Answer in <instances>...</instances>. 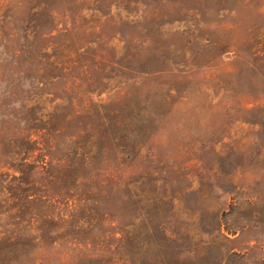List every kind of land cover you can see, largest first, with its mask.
I'll return each instance as SVG.
<instances>
[{
  "label": "rangeland",
  "instance_id": "rangeland-1",
  "mask_svg": "<svg viewBox=\"0 0 264 264\" xmlns=\"http://www.w3.org/2000/svg\"><path fill=\"white\" fill-rule=\"evenodd\" d=\"M0 264H264V0H0Z\"/></svg>",
  "mask_w": 264,
  "mask_h": 264
}]
</instances>
